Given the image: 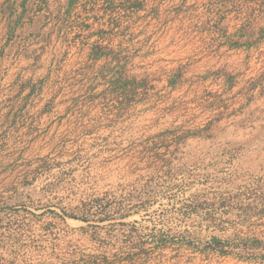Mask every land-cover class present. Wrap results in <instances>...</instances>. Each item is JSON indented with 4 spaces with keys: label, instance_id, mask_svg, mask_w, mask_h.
<instances>
[{
    "label": "rangeland",
    "instance_id": "rangeland-1",
    "mask_svg": "<svg viewBox=\"0 0 264 264\" xmlns=\"http://www.w3.org/2000/svg\"><path fill=\"white\" fill-rule=\"evenodd\" d=\"M187 1H75L83 39L0 126V264H264V0L228 9L262 36L227 87L166 45Z\"/></svg>",
    "mask_w": 264,
    "mask_h": 264
},
{
    "label": "crops",
    "instance_id": "crops-1",
    "mask_svg": "<svg viewBox=\"0 0 264 264\" xmlns=\"http://www.w3.org/2000/svg\"><path fill=\"white\" fill-rule=\"evenodd\" d=\"M75 1L0 0V126L5 120L10 124L14 118L17 85L23 79L44 76L61 58L66 60L72 53L73 47L68 44L75 40L78 46L77 40L83 39L80 25L69 22ZM188 1L193 14L189 16L191 21L182 25L175 17L168 27V39L171 38L166 45L172 42L171 45L178 46L175 55L179 60L195 58L190 72L197 77L205 78L212 69H220L223 74L220 84L227 87L233 84L235 75L245 69L244 57L252 52L251 40L262 36L261 29L256 26L251 32H244L237 18L228 22V9L238 10L237 4H232L237 3L236 0ZM181 4L179 1L175 8H180ZM214 15H218L219 20H214ZM157 43L164 45L165 40L159 38ZM214 43L220 45L224 53L218 62L208 52V46ZM80 50L84 51L83 47ZM76 53L78 55V50ZM90 58L94 61L93 56ZM83 59L81 53L79 60L83 62ZM235 89L238 88L231 90ZM255 102L264 105V95ZM9 112L11 116H7Z\"/></svg>",
    "mask_w": 264,
    "mask_h": 264
},
{
    "label": "trees",
    "instance_id": "trees-1",
    "mask_svg": "<svg viewBox=\"0 0 264 264\" xmlns=\"http://www.w3.org/2000/svg\"><path fill=\"white\" fill-rule=\"evenodd\" d=\"M83 221H86V220L84 219ZM214 241H216V240L214 239Z\"/></svg>",
    "mask_w": 264,
    "mask_h": 264
}]
</instances>
